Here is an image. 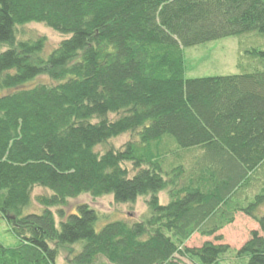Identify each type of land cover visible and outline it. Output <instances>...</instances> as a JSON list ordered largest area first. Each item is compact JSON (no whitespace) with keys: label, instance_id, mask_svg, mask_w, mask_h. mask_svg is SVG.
<instances>
[{"label":"trees","instance_id":"trees-1","mask_svg":"<svg viewBox=\"0 0 264 264\" xmlns=\"http://www.w3.org/2000/svg\"><path fill=\"white\" fill-rule=\"evenodd\" d=\"M30 24L66 38L45 55L46 38L18 40ZM244 35L264 36V0H0V88L56 83L0 96V221L18 240L0 264H57L75 245L70 264H264V183L248 193L264 171V50H244L237 75L185 69L186 48ZM127 134L122 149L97 150ZM36 188L50 195L26 214ZM84 194L144 197L147 213L99 227L88 205L63 210ZM238 213L261 233L239 251L186 246Z\"/></svg>","mask_w":264,"mask_h":264},{"label":"rangeland","instance_id":"rangeland-1","mask_svg":"<svg viewBox=\"0 0 264 264\" xmlns=\"http://www.w3.org/2000/svg\"><path fill=\"white\" fill-rule=\"evenodd\" d=\"M47 39V47L45 55L50 53L53 49L57 48L60 43L66 38L52 29L42 24H30L23 28H19V41L36 40L38 38ZM264 50V36H240L231 37L213 41L204 45L196 46L193 48H186L184 50L185 55V69L187 79H197L205 77L215 76H230L241 73L239 66L240 56L248 49ZM6 49L2 50L4 52ZM245 50V51H244ZM244 56V55H243ZM56 85L50 78L41 76L32 80L18 89L5 90L0 88V96L8 95L18 90L32 89L38 85ZM134 139L132 135H123L119 138L113 139L109 146H101L97 150L103 153L109 147L115 149H122V147L129 141ZM192 154H188L185 158V162L189 167L194 165L195 161L192 160ZM173 159L168 158L167 164L172 163ZM131 168L130 164H127ZM264 183V171H259V184ZM254 186L249 189L248 193L251 197L255 196L260 190V186ZM264 186V185H263ZM262 186V187H263ZM50 193L42 188H36L32 194L31 206L26 210V214H41L43 208L38 204L37 198L40 196H48ZM160 202L166 205L169 202V198L166 192L160 194ZM80 205H88L95 209L100 217L101 221L99 227L106 225L107 223L115 221H127L134 223L140 221V219L147 213L146 198L141 197L135 204H117L112 196H104L100 198H92L90 195L84 194L75 199H70L67 206L63 209L68 214L76 213L77 207ZM56 214L57 209H53ZM260 215H264V205L258 210ZM60 220L57 217V223ZM258 231L260 233L259 225L244 215L243 213L236 214L235 222L232 225L227 226L220 231L214 237L207 238L200 234H195L187 243L188 248H200L205 243L211 242L215 245H228L233 252L239 251L252 237V233ZM261 234V233H260ZM222 237L223 240L217 241L216 237ZM18 243L16 237L11 233V227L6 221H0V246L5 248L15 247ZM80 247L75 245L73 247H63L60 250L57 258V264H70L71 260L78 255ZM227 264L236 263L234 254L227 255ZM185 264L188 263L186 259H183Z\"/></svg>","mask_w":264,"mask_h":264}]
</instances>
